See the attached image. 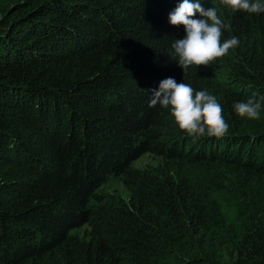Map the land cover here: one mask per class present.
<instances>
[{
	"label": "trees",
	"instance_id": "obj_1",
	"mask_svg": "<svg viewBox=\"0 0 264 264\" xmlns=\"http://www.w3.org/2000/svg\"><path fill=\"white\" fill-rule=\"evenodd\" d=\"M181 2L0 0V264H264L246 249H264V12L200 0L239 44L183 76ZM169 77L217 98L223 138L149 107ZM253 93L260 118L238 116ZM201 171L236 186L198 187ZM235 242L245 261L222 262Z\"/></svg>",
	"mask_w": 264,
	"mask_h": 264
},
{
	"label": "clouds",
	"instance_id": "obj_2",
	"mask_svg": "<svg viewBox=\"0 0 264 264\" xmlns=\"http://www.w3.org/2000/svg\"><path fill=\"white\" fill-rule=\"evenodd\" d=\"M220 4L249 14L264 12L260 0H220ZM197 15L200 18H195ZM169 22L172 26H183L186 32L184 38L173 42L171 54L183 76L192 66L208 67L239 44L235 36L222 40L223 30L230 25L223 22L216 7L205 8L200 0H182L169 14ZM256 95L253 93L247 101L234 104L238 116L249 120L260 118L261 103ZM157 106L168 109L176 126L193 139L223 138L229 132L217 98L206 91H196L190 84L177 83L175 78H166L158 89L151 90L149 107Z\"/></svg>",
	"mask_w": 264,
	"mask_h": 264
},
{
	"label": "rangeland",
	"instance_id": "obj_3",
	"mask_svg": "<svg viewBox=\"0 0 264 264\" xmlns=\"http://www.w3.org/2000/svg\"><path fill=\"white\" fill-rule=\"evenodd\" d=\"M159 164H160V158L158 157L155 158L149 154L143 155L141 159L138 162H136V166L141 167V169L147 167L148 165L159 166ZM198 175H199V179H196L197 181L196 184L198 187H235L236 186V181L232 179V177L229 174L223 175L222 178L220 179L213 177V175L208 171H201L198 173ZM224 180H227L226 183L224 182ZM106 189H113L120 192L125 191V189L118 180L109 181L108 185L106 186ZM247 243L249 244V247H247L246 249L254 248L256 250H259L261 253H264V249H260L261 244L255 241L251 237V234L247 238ZM233 246H235V248L224 246L221 248V250L217 251L218 253L222 254V255L218 254L222 262H227L230 260L236 262V259L245 261L240 257V253L238 251V242H235Z\"/></svg>",
	"mask_w": 264,
	"mask_h": 264
}]
</instances>
